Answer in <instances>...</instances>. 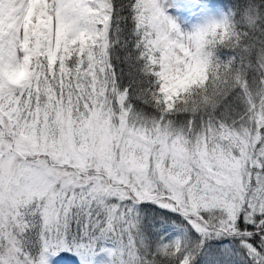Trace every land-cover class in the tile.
Wrapping results in <instances>:
<instances>
[{
	"label": "snow or ice",
	"instance_id": "1",
	"mask_svg": "<svg viewBox=\"0 0 264 264\" xmlns=\"http://www.w3.org/2000/svg\"><path fill=\"white\" fill-rule=\"evenodd\" d=\"M0 264H264V0H0Z\"/></svg>",
	"mask_w": 264,
	"mask_h": 264
}]
</instances>
